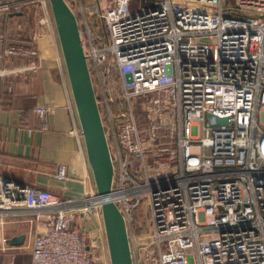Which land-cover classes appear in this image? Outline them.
Listing matches in <instances>:
<instances>
[{
    "label": "built area",
    "instance_id": "2783aa9c",
    "mask_svg": "<svg viewBox=\"0 0 264 264\" xmlns=\"http://www.w3.org/2000/svg\"><path fill=\"white\" fill-rule=\"evenodd\" d=\"M65 1L112 181L106 193L62 198L0 175V213L21 208L35 224L30 264H110L106 200L123 218L132 264H264V0ZM29 2L51 27L48 0H0V10ZM23 45L0 30V60L29 52ZM48 110L33 107L41 122ZM65 177L55 163L53 178ZM139 204L148 223L137 231ZM79 216L85 233L72 224Z\"/></svg>",
    "mask_w": 264,
    "mask_h": 264
},
{
    "label": "crops",
    "instance_id": "0c3cea01",
    "mask_svg": "<svg viewBox=\"0 0 264 264\" xmlns=\"http://www.w3.org/2000/svg\"><path fill=\"white\" fill-rule=\"evenodd\" d=\"M2 16L5 31L16 33L29 52L0 61V71H5L0 75V175L47 188L62 198L74 197L84 188L93 189V175L53 21L46 28L42 7L30 2ZM21 17L27 19L21 25L9 22L10 18L20 21ZM28 23L31 27L25 30ZM32 48L36 53L30 51ZM32 61L36 68L26 69L24 66ZM38 104L49 107L42 122L33 111ZM57 162L66 165V177L60 182L53 178ZM27 218V210L21 208L0 213V264H30V242L36 227ZM84 220L79 216L72 221L81 233L86 231ZM88 235L92 236L91 229Z\"/></svg>",
    "mask_w": 264,
    "mask_h": 264
},
{
    "label": "water",
    "instance_id": "95a60500",
    "mask_svg": "<svg viewBox=\"0 0 264 264\" xmlns=\"http://www.w3.org/2000/svg\"><path fill=\"white\" fill-rule=\"evenodd\" d=\"M96 191L110 190L112 162L90 79L76 16L65 0H48ZM215 117V122H225ZM110 264H132L123 218L112 200L102 203Z\"/></svg>",
    "mask_w": 264,
    "mask_h": 264
},
{
    "label": "rangeland",
    "instance_id": "374dc122",
    "mask_svg": "<svg viewBox=\"0 0 264 264\" xmlns=\"http://www.w3.org/2000/svg\"><path fill=\"white\" fill-rule=\"evenodd\" d=\"M150 1L151 0H142L141 1V5H147V4H149L150 3ZM222 1H224V0H222ZM229 2H232L233 0H228ZM48 6H49V2H48ZM22 8V6H20V7H18V8H9V9H7V10H0V30L3 32V34L5 35V37H6V40L7 41H13V40H17L19 43H20V41H19V36L16 34V33H11V32H9V31H5V29L3 28V25H4V23H5V19L3 18V13H5V12H13L14 13V10H16V11H18V10H20ZM48 10H49V16H50V18H51V20L53 21V19H52V15H51V11H50V7H48ZM45 14V13H44ZM10 21H13L15 24L16 23H18L19 25H21V24H23V23H25L26 21H27V19H25V21H24V18L23 17H21L20 18V21L17 19V18H10L9 19V22ZM13 23V24H14ZM95 24V23H94ZM27 25H28V27H27ZM25 27H24V29L26 30V28L28 29L29 27H31V24L30 23H28ZM97 25H98V27H99V29H100V33L101 34H105V29H104V26L101 24V22H99L98 21V23H97ZM32 26H33V22H32ZM28 43V42H27ZM24 45H27L26 43L24 44ZM3 59V58H2ZM1 59V60H2ZM0 60V61H1ZM92 182H93V190L94 191H96V187H95V184H94V181H93V178H92ZM133 215H134V218H135V220H137V222H138V227L139 228H137V231H139V229L140 228H145V226L147 225V223H148V214L145 212V210H144V208H143V205L142 204H139V205H137L136 207H135V209L133 210Z\"/></svg>",
    "mask_w": 264,
    "mask_h": 264
},
{
    "label": "trees",
    "instance_id": "16d2710c",
    "mask_svg": "<svg viewBox=\"0 0 264 264\" xmlns=\"http://www.w3.org/2000/svg\"><path fill=\"white\" fill-rule=\"evenodd\" d=\"M141 1L142 0H135V2H133L132 3V6L134 7V6H136V5H138V4H140L141 3ZM21 44H23V43H21ZM25 48H28L29 49V47L27 46V45H23ZM29 46H30V44H29ZM3 57H8V56H3ZM8 177V176H7Z\"/></svg>",
    "mask_w": 264,
    "mask_h": 264
}]
</instances>
